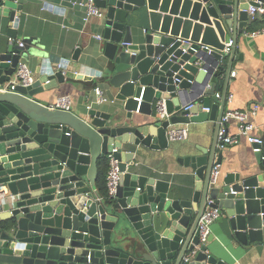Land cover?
Instances as JSON below:
<instances>
[{
    "label": "water",
    "instance_id": "1",
    "mask_svg": "<svg viewBox=\"0 0 264 264\" xmlns=\"http://www.w3.org/2000/svg\"><path fill=\"white\" fill-rule=\"evenodd\" d=\"M23 1L0 0V19H8L11 28L20 24ZM95 5L103 12L104 83L118 103L115 110L92 106L81 117L52 108V92L98 59L91 54L80 60V50L71 61L39 50L49 63L34 74V83L0 89V192L5 193L0 264H235L228 247L233 243L264 253V145L255 153L256 165L220 172L211 184L214 166L222 164L218 132L236 47L256 3L95 0ZM143 22L149 24L145 34L138 31ZM8 35L16 37L15 31ZM24 51L25 44L5 48L0 39V87L11 82ZM224 58L228 62L221 66ZM162 101L170 116L165 120L157 112ZM208 121L215 122L210 149L199 146L198 153L187 150L179 159L192 170L191 192L170 189L154 171L141 174L135 153L124 151L125 145L167 150L171 126ZM114 148L120 182L116 196L101 202L98 162ZM209 200L228 222L221 241L210 235L201 245L198 225Z\"/></svg>",
    "mask_w": 264,
    "mask_h": 264
},
{
    "label": "crops",
    "instance_id": "2",
    "mask_svg": "<svg viewBox=\"0 0 264 264\" xmlns=\"http://www.w3.org/2000/svg\"><path fill=\"white\" fill-rule=\"evenodd\" d=\"M85 1L87 0H24L23 11L20 12L21 20L17 29L11 28L13 24L9 23L8 19H0L3 22L0 27V39L3 40L4 47L7 48L11 44V40L15 43H24L25 51L22 54V60L26 62L33 74L49 63L48 58L47 60L39 58V50L46 52L49 56H57L69 61L78 50L81 51L80 60L91 54L98 58L95 62L83 64L81 73L72 74L65 85L52 92L51 105L61 97H69L72 102L71 111L81 117L87 108L92 106H103L108 111L115 110L118 106L117 101L109 93L104 83L105 58L103 50H101L103 43L96 39V36L102 37V32L99 29L101 19L92 17L89 22H86V10L71 4L72 2ZM243 1L254 2V0ZM171 8L172 4L168 7L169 13ZM148 28L149 24L143 22L139 25L138 31L145 34ZM262 29H264V15H256L243 35L239 37L236 47L237 60L233 64L235 75L231 76L228 86V95L233 96V101L227 103L226 109L247 110L254 105H259L260 110L257 116L252 118L256 127L253 133L264 140V35L256 37L251 35ZM11 31H15V38L9 37L8 34ZM227 62L228 59L224 58L220 65L226 66ZM101 72L102 75L97 76ZM224 77V73L219 76L216 95L223 93ZM98 89L103 92L107 102L98 103L96 101L95 91ZM211 103L215 104L216 100L212 98ZM146 119L151 120L149 117ZM179 127L188 128V139L171 142L170 148L167 150L156 151L125 145L124 151L135 153L134 164L139 168L141 174L147 175L154 171L170 183V189L191 192L195 187L192 170L184 164H180L179 159L189 155L187 150L198 153L197 147L199 146L210 149L215 133V122L191 123L179 125ZM230 132L236 134L235 125L230 126ZM218 153L222 155L220 169L224 173L241 171L257 164L253 147L245 139H241L238 145L219 149ZM96 191L100 194L97 184ZM4 196L5 193L0 192L2 209L5 205ZM101 198L103 196L100 194V197L97 198L98 201ZM227 222L226 216L223 214L212 224L211 235L214 237V242L221 241V231L226 227ZM228 247L233 249L236 254L235 264H264V253L258 255L243 251L236 243L229 244Z\"/></svg>",
    "mask_w": 264,
    "mask_h": 264
},
{
    "label": "built area",
    "instance_id": "3",
    "mask_svg": "<svg viewBox=\"0 0 264 264\" xmlns=\"http://www.w3.org/2000/svg\"><path fill=\"white\" fill-rule=\"evenodd\" d=\"M256 5H251L248 9V13L254 18L256 15H264V0H254ZM72 6H79L86 10V18L85 21L89 22L92 17L102 18L103 12L95 5V0H87L85 2H72ZM253 37L264 35V29L253 32L251 34ZM96 39L102 40L101 36H96ZM11 43H15V41L11 40ZM21 47L24 46L22 42L16 43ZM232 46V42L228 44V48ZM210 51V50H209ZM235 75V72L232 73ZM35 81V76L29 66L23 60L18 62L16 71L13 75V78L10 83L5 85L4 87H0L1 90H14L16 85L29 86L32 85ZM96 101L98 103L107 102L106 97L104 96L101 90H96ZM216 97L220 99L221 94H217ZM140 101V100H139ZM233 101V96L228 95L227 103H231ZM193 107H186L185 110H189ZM53 109L63 110L70 112L72 110V102L69 97H61L59 98L53 105ZM260 110L259 105H254L250 109L247 110H237V109H225L223 114L220 129L218 132V146L219 149H225L227 147L238 145L241 142V139H245L252 147L254 153H260L262 151V146L264 145V140L261 137L254 135V130L256 129L254 123L252 122V118L257 116ZM204 111L210 112V108L204 109ZM158 115L162 120L168 119L170 116L166 110V104L164 101L158 103L157 105ZM235 125L236 134H232L230 132V126ZM188 128L179 127V126H171L168 131L169 141L171 142H180L188 139ZM118 151L117 148H114L111 153L107 155L109 161V170L106 176V188H107V199H113L116 196L117 188L120 182V161L114 156V154ZM221 167L219 165L214 166L211 175V184H215L218 180L219 174L221 172ZM104 198H101L99 201H104ZM214 204L213 200L208 201V207L201 217L198 225L199 230V240L201 245L205 244L211 235V226L221 217V212L219 209L210 207ZM1 210V206H0ZM195 252L186 256L185 262H189L194 256Z\"/></svg>",
    "mask_w": 264,
    "mask_h": 264
},
{
    "label": "trees",
    "instance_id": "4",
    "mask_svg": "<svg viewBox=\"0 0 264 264\" xmlns=\"http://www.w3.org/2000/svg\"><path fill=\"white\" fill-rule=\"evenodd\" d=\"M109 170V161L107 156L102 157L98 162V174L96 179V184L106 202L110 200L107 199V188H106V176Z\"/></svg>",
    "mask_w": 264,
    "mask_h": 264
}]
</instances>
